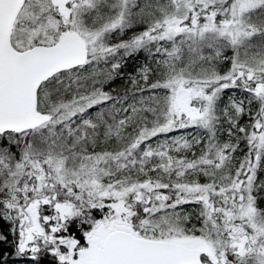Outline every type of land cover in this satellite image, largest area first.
Listing matches in <instances>:
<instances>
[{"label":"snow or ice","instance_id":"6c2138e0","mask_svg":"<svg viewBox=\"0 0 264 264\" xmlns=\"http://www.w3.org/2000/svg\"><path fill=\"white\" fill-rule=\"evenodd\" d=\"M45 258L264 264V0H0V264Z\"/></svg>","mask_w":264,"mask_h":264},{"label":"trees","instance_id":"16d2710c","mask_svg":"<svg viewBox=\"0 0 264 264\" xmlns=\"http://www.w3.org/2000/svg\"><path fill=\"white\" fill-rule=\"evenodd\" d=\"M6 250L10 252L11 251V248L10 247H6ZM42 264H49V261L47 260V258H45L43 260Z\"/></svg>","mask_w":264,"mask_h":264}]
</instances>
